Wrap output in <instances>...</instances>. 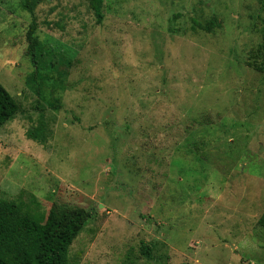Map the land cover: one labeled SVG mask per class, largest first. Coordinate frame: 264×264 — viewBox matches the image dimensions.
I'll list each match as a JSON object with an SVG mask.
<instances>
[{
	"label": "rangeland",
	"instance_id": "rangeland-1",
	"mask_svg": "<svg viewBox=\"0 0 264 264\" xmlns=\"http://www.w3.org/2000/svg\"><path fill=\"white\" fill-rule=\"evenodd\" d=\"M104 14L0 3V82L21 105L0 130V199L91 211L79 264H264V0H105ZM41 119L44 143L27 135Z\"/></svg>",
	"mask_w": 264,
	"mask_h": 264
},
{
	"label": "trees",
	"instance_id": "trees-1",
	"mask_svg": "<svg viewBox=\"0 0 264 264\" xmlns=\"http://www.w3.org/2000/svg\"><path fill=\"white\" fill-rule=\"evenodd\" d=\"M3 1L0 0V3ZM37 1L23 0L24 9L34 14ZM104 4L105 0H88L89 9L99 25L105 19ZM194 26L211 33L216 27V20L206 24L196 21ZM36 30L37 23L33 18L27 34L29 55L32 57L41 47L35 37ZM257 70L264 73V61ZM38 71L36 67L35 74L38 75ZM20 111L18 100L0 82V130ZM27 135L29 139L46 142L43 120ZM92 216L91 211L63 205L53 206L47 216L31 214L22 211L13 201L0 199V264H79L78 261H71V247ZM258 225L264 229V212ZM147 249L145 247L144 251Z\"/></svg>",
	"mask_w": 264,
	"mask_h": 264
}]
</instances>
